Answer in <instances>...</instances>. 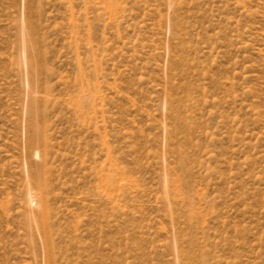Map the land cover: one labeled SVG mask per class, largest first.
<instances>
[{
    "label": "rangeland",
    "instance_id": "rangeland-1",
    "mask_svg": "<svg viewBox=\"0 0 264 264\" xmlns=\"http://www.w3.org/2000/svg\"><path fill=\"white\" fill-rule=\"evenodd\" d=\"M0 264H264V0H0Z\"/></svg>",
    "mask_w": 264,
    "mask_h": 264
},
{
    "label": "bare ground",
    "instance_id": "bare-ground-1",
    "mask_svg": "<svg viewBox=\"0 0 264 264\" xmlns=\"http://www.w3.org/2000/svg\"><path fill=\"white\" fill-rule=\"evenodd\" d=\"M35 178V177H34ZM44 231V230H43ZM45 231H46V229H45ZM45 231H44V237H45V240H46V243L49 245V239H48V237H47V234L45 233Z\"/></svg>",
    "mask_w": 264,
    "mask_h": 264
}]
</instances>
